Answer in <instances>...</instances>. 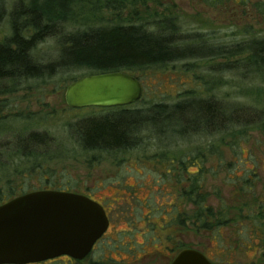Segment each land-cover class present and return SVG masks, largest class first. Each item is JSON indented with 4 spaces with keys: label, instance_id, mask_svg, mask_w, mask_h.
Wrapping results in <instances>:
<instances>
[{
    "label": "trees",
    "instance_id": "obj_1",
    "mask_svg": "<svg viewBox=\"0 0 264 264\" xmlns=\"http://www.w3.org/2000/svg\"><path fill=\"white\" fill-rule=\"evenodd\" d=\"M147 1L18 0L7 14L10 34L0 41V82H7L0 94L27 90L30 82L52 80H57L60 89H66L83 77L118 71L137 77L143 85L139 74L151 69L216 60L229 61L218 67L221 73L236 71L253 80L260 76L263 77L260 83H264V36H255L246 29L245 35L250 37L241 41L212 43L205 33L184 32L182 24L171 15L133 18L138 14L137 6H147ZM204 2L227 10L233 8L235 13L241 11L247 17L264 18V0ZM127 10L133 12L132 17L123 16ZM5 12L0 0V24ZM48 39L55 41L56 48L54 55L44 62L37 51ZM211 78L204 81L202 91L187 89L179 93L176 101L147 102L148 105L139 106L146 102L144 89L142 99L133 105L97 108L112 109L115 114L112 118L86 119L77 132L84 150L110 156L115 152L128 155L140 149L147 141L146 133L150 138L155 136L157 141L168 139L175 144L196 137H216L221 142L230 139L234 155L231 162L226 163L215 142L209 146L208 154L216 156L219 165L229 166L232 175L227 180L238 200L234 211L225 203L216 208L209 202L205 190L208 155L196 152L175 157L168 154V174L175 180L176 203L162 228H187L196 233H209L213 239L217 235L223 237L221 230L235 228L237 244L243 242L246 246V242H250L253 245L257 240L264 249V197L259 198L255 193L259 173L256 164L253 168L247 167L251 160L249 155L248 158L241 156L242 143H250V132L261 129L264 133L262 108L218 97L213 89L219 88L221 78L217 74ZM12 111L14 113L9 115H0V205L33 191H63L43 183L39 189L20 193V179L14 181L13 178L25 171L22 170L24 163L33 162L35 168L41 157H49L47 152L37 153L49 141V135L35 130L44 124L41 117ZM237 165L245 167L241 175L236 173ZM62 262L58 258L50 263ZM258 264H264V251Z\"/></svg>",
    "mask_w": 264,
    "mask_h": 264
},
{
    "label": "rangeland",
    "instance_id": "obj_2",
    "mask_svg": "<svg viewBox=\"0 0 264 264\" xmlns=\"http://www.w3.org/2000/svg\"><path fill=\"white\" fill-rule=\"evenodd\" d=\"M3 3L6 12L5 19L0 24V41L10 34L7 14L18 0H3ZM146 5L137 6V16H133V12L129 10L123 16H133L137 19L138 16L171 15L182 24L184 32L205 33L212 43L241 41L245 37H250L248 34L245 35L246 29L255 36H264L263 17L256 19L251 15L247 17L241 11L235 13L233 8L227 10L220 6H209L204 0H148ZM55 48V41L48 39L39 45L37 54L47 62L54 55ZM231 60L235 61V58ZM225 62L229 61L184 62L139 74L146 99L145 104L141 103L139 106L159 101H176L179 99V93L187 89L202 91L204 81H210L211 77L215 78L217 74L221 80L219 88L213 90L218 97L262 108L261 113L264 115V83H260L263 77L258 76L253 80L236 71L228 70L221 73L218 67ZM199 84L201 89L198 87ZM5 87L7 82H0V92L4 91ZM60 87L57 80L47 83L30 82L27 90L2 93L0 115L14 113L12 110L33 113L44 121V124L35 130L49 135V141L37 152H47L49 157H41L35 168L33 162L24 163L21 166L25 171L13 178L14 181L20 179L19 186L17 185L20 193L39 189L46 183L48 187L51 185L63 190L71 189L82 195L93 193L92 196L103 202L111 211L112 228L97 248L80 262L71 261L69 257H61L63 261L61 264H169L180 247L201 249L217 264L259 263L264 251L260 242L255 240L253 245L246 242V246L243 242L237 244L235 228L221 230L223 237L217 235L216 239L209 233H196L187 228L177 226L172 227L173 229L162 228L164 223L168 222V212L176 203L175 180L171 173L168 174V154L175 157L196 152L208 155L206 169L209 173L205 190L209 195V202L216 208L225 203L234 211L233 207L238 205V200L227 180V177L232 175L227 164L234 159L229 145L230 139L221 142V139L216 140L218 139L216 137H196L189 142L175 144L170 143L168 139L157 141L155 136L150 138L146 133L147 141L140 149L128 155L115 152L110 156L86 151L82 148L83 141L77 128L86 119L112 118L115 111L70 109L65 100L67 88ZM206 94L211 95L207 91ZM263 134L261 129L251 131L250 143H242L244 152L241 154L244 158H248V155L251 158L247 167L253 168L256 164L260 181L255 193L259 198L264 197ZM214 142L222 151V157L227 163L225 166L219 165L216 156L208 154V148ZM236 167V173L241 175L245 167L243 165ZM114 199H120V202L117 203ZM122 199H126L127 202ZM185 209L190 210L188 207ZM111 257L119 262L112 261ZM41 264L54 263L48 261Z\"/></svg>",
    "mask_w": 264,
    "mask_h": 264
},
{
    "label": "water",
    "instance_id": "obj_3",
    "mask_svg": "<svg viewBox=\"0 0 264 264\" xmlns=\"http://www.w3.org/2000/svg\"><path fill=\"white\" fill-rule=\"evenodd\" d=\"M141 81L126 72L83 77L65 92L71 109L126 107L139 102ZM101 204L69 191L41 190L0 205V264H36L63 256L82 261L109 227ZM171 264H213L202 252L182 250Z\"/></svg>",
    "mask_w": 264,
    "mask_h": 264
},
{
    "label": "flooded vegetation",
    "instance_id": "obj_4",
    "mask_svg": "<svg viewBox=\"0 0 264 264\" xmlns=\"http://www.w3.org/2000/svg\"><path fill=\"white\" fill-rule=\"evenodd\" d=\"M71 109V108H70ZM85 109H88V108H85ZM97 109V108H96ZM103 109H105V108H103ZM69 192H74V191H72L71 189H67ZM64 191V190H63ZM74 193H76V192H74ZM79 194V193H78ZM92 194L93 193H88V194H84L85 196H87V197H89V198H91L92 200H94V201H96V202H98L99 204H101L102 206H103V208H104V210H105V212H106V214H107V216H108V218H109V227H108V230L106 231V233L103 235V237L96 243V245L94 246V248H93V250H92V252L97 248V246H98V244L109 234V232H110V230H111V228H112V224H113V218H112V216H111V211H110V209H108V207L103 203V202H101V201H99V200H96L93 196H92ZM114 201L115 202H117V203H119L120 202V199H114ZM122 201H124V202H127V200L126 199H122ZM156 224V223H155ZM151 225H153L152 224V222H151ZM184 249H193V248H182V249H180L178 252H177V254L173 257V259H172V261L169 263V264H171L172 262H173V260L176 258V256L182 251V250H184ZM195 250H198V251H200V252H202L213 264H217V263H215L211 258H209L207 255H206V253L205 252H203L201 249H195ZM167 251H168V248H167ZM91 252V253H92ZM63 257H67V256H63ZM70 258V257H69ZM166 258L168 259V255L166 256ZM58 259V258H57ZM86 259V258H85ZM84 259V260H85ZM111 259H112V261H116V262H119V261H117L115 258H113V257H111ZM53 260H55V259H53ZM53 260H48L49 262H51V261H53ZM70 260L71 261H77V260H74V259H71L70 258ZM48 261H46V262H48ZM83 261V260H82ZM46 262H42V263H46ZM80 262V261H79ZM39 264H41V263H39ZM165 264H168V263H165Z\"/></svg>",
    "mask_w": 264,
    "mask_h": 264
}]
</instances>
